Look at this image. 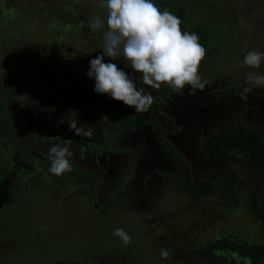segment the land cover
<instances>
[{"label": "rangeland", "instance_id": "374dc122", "mask_svg": "<svg viewBox=\"0 0 264 264\" xmlns=\"http://www.w3.org/2000/svg\"><path fill=\"white\" fill-rule=\"evenodd\" d=\"M4 1L0 7H13L18 16L0 20V99L23 86L28 74L34 79L25 91L11 96V109L0 128V171L13 156L19 159L0 186V264H197L192 250L218 228L257 239L259 222L248 200L254 185L244 191L238 208L224 210L221 204L233 173L250 183L240 163L231 164L213 194L195 197L175 179L158 173L176 175L179 169L147 123L124 128L99 150L105 131L99 114L115 121L135 111L96 93L94 79L86 74L90 59L103 50V32L89 27L95 15L106 19L101 0H65V7L57 6L61 19L42 0H21L27 6ZM153 2L175 15L181 9L176 16L186 30L199 26L209 37L198 68L202 90L190 94L186 87L176 93L166 85H145L135 76L154 98L149 110L140 113L160 124L198 183L212 167L199 149L203 138L240 122L264 140V89L244 91L246 74L264 75V64L251 69L241 63L249 50L264 52V0ZM113 62L131 73L122 58ZM40 70L52 73L38 75ZM66 113L67 119H78V126L91 128L92 135L76 136L67 123L57 127ZM56 144L70 147L72 166L95 176V207L111 199L108 212L100 213L88 201L89 174H66L80 181L72 194L63 187L66 179L48 172L51 162L40 163L28 154L38 162L26 166L27 158H20L24 150L33 149L48 160L49 148ZM48 179L56 182L51 185ZM257 198L264 201V181ZM117 228L131 236L129 244L114 235ZM161 249L170 252L169 259L161 257Z\"/></svg>", "mask_w": 264, "mask_h": 264}, {"label": "clouds", "instance_id": "9594fccd", "mask_svg": "<svg viewBox=\"0 0 264 264\" xmlns=\"http://www.w3.org/2000/svg\"><path fill=\"white\" fill-rule=\"evenodd\" d=\"M101 7L106 13V30L105 19L100 15L91 18L89 27L103 32V50L90 59L86 73L94 79L96 93L107 94L136 112H146L154 98L137 86L136 74L145 85L157 89L166 85L173 92L180 93L187 87L190 94L203 89L198 68L206 49L199 43L197 33L182 31L178 16L166 9L161 10L153 0H101ZM120 58L131 73L113 62ZM241 63L247 68L259 69L264 64V52L249 50ZM246 81L245 92L253 88L264 89V75L249 71ZM63 123H67L76 136L92 135L91 128L86 130L78 126V119H67V113L56 122V126ZM72 155L68 145L51 146L48 172L58 177L70 173ZM114 235L124 245L131 242V236L123 228L115 229ZM160 255L164 259L170 258L166 249H161Z\"/></svg>", "mask_w": 264, "mask_h": 264}, {"label": "trees", "instance_id": "16d2710c", "mask_svg": "<svg viewBox=\"0 0 264 264\" xmlns=\"http://www.w3.org/2000/svg\"><path fill=\"white\" fill-rule=\"evenodd\" d=\"M181 13L182 10L180 9L176 15H181ZM105 24H107L106 21ZM181 29L182 31H187L183 23L181 24ZM190 32L198 34L199 43L206 49L209 42L207 31L202 27L195 26ZM49 73H52V71L46 70V72H41L40 70L37 74L46 75ZM32 79L33 77L28 74L23 86L17 85L6 96V99H0V128L3 124L5 112L9 108L10 101H12L11 96L13 97L19 91H25L28 82L30 83ZM135 80L137 86L143 88L145 94H148L143 83L136 77ZM99 120L105 126L103 148L108 147L114 136L124 128L137 123L151 125L157 139L161 143V150L171 156L173 162L179 169V173L176 175L169 174L164 170L158 173L161 176H168L175 179L191 196L199 197L213 194L215 192L216 182L224 175H227L233 162H238L244 166L248 171L250 183L238 174L233 173L231 175V184L221 194V204L224 210L238 208L241 204L244 191L250 185H254L253 191H249L248 193V200L251 206L250 209L259 222L261 234L257 239H254V237L251 238L237 230L224 231L218 228L212 234L206 236L192 252L198 256L197 264H212L214 262L221 264H264V201L260 203L257 198L261 188V182L264 181V140L261 133L249 131L239 122L234 127L227 125L219 132H214L210 136L203 138L200 142L199 149L212 162V167L204 178L200 179L198 183H195L187 162L167 140H164L165 137L162 128L155 119H151L140 112L134 111L132 114L122 116L115 121H108L99 114ZM1 149L0 144V156L2 155ZM22 155L24 153L20 154V157ZM13 159L18 160L17 156L13 157L10 160V164L7 163L5 168L0 171V186H4L11 170L17 166V164H13ZM75 169L86 173V170L80 167ZM126 174H128V171ZM95 184L96 181H94L93 186ZM94 196V189H89L88 201L90 203L95 202ZM111 204L112 200L108 199L104 206L97 207L96 209H99L100 213L104 214L109 211L108 209Z\"/></svg>", "mask_w": 264, "mask_h": 264}, {"label": "flooded vegetation", "instance_id": "af4514ba", "mask_svg": "<svg viewBox=\"0 0 264 264\" xmlns=\"http://www.w3.org/2000/svg\"><path fill=\"white\" fill-rule=\"evenodd\" d=\"M1 1H3V0H1ZM0 1V3H2ZM43 2H44V4H46V6H53V8L54 9H52V11H51V13H53V15L54 16H58V17H56V18H58V19H61V17L59 16V12H58V8H60L61 6L62 7H65L66 6V2H65V0H42ZM4 2H6V4H8V5H10L11 4V6H12V4H14V6H16L17 5V3L19 4V5H21V6H27V5H25V2L24 1H21V0H5ZM56 5V6H55ZM57 6H58V8H57ZM74 6H77V5H71V7H73L74 9H75V7ZM72 8V9H73ZM62 9V8H61ZM16 16H18V14H16L15 13V11H14V9H13V7H9V8H3V7H0V20L1 21H4V20H7L8 22H10L11 20H10V18H15ZM74 18L76 17V18H79L80 16L79 15H75V16H73ZM89 18V17H88ZM105 21H106V19H105ZM107 23V22H106ZM105 28H107V24H105ZM34 79V78H33ZM32 79V80H33ZM22 82V81H21ZM22 83H24V80H23V82ZM14 90V89H13ZM12 90V91H13ZM10 109H11V104H9V108H8V110L5 112V114L7 113V112H9L10 111ZM162 131H163V134H164V136H165V131L162 129ZM157 137V136H156ZM165 141H166V139H164ZM82 143H83V141H82ZM103 143H104V140H103ZM168 143L170 144V142L168 141ZM102 145V144H101ZM171 145V144H170ZM100 147H102V146H100ZM102 149H106V148H101V149H99V150H102ZM28 151V152H27ZM27 151L26 150H24L23 151V153H24V155H22L20 158H24V160L26 161L25 162V165L26 166H30V165H33V163H35L37 160L41 163V160L42 161H44V163H49L50 162V160L48 159V160H46V156H40L39 155V153H37V152H35L33 149H27ZM164 152V151H163ZM166 153V152H165ZM28 154H32V155H34L35 157H38L39 159H34L33 160V157H30ZM167 154V153H166ZM131 155H132V153H131ZM13 157H16V156H13ZM12 157V158H13ZM29 157V158H28ZM19 161V159L18 160H15V159H13V164H17V162ZM37 161V162H38ZM173 161V160H172ZM43 163V164H44ZM9 164H10V162H9ZM19 165H21L20 163H18ZM42 165V164H41ZM40 168H41V166H39ZM75 168H78V166L77 167H75V166H72V173H74V174H80V175H82V174H85V173H79V172H76V171H78V170H76ZM38 170V169H37ZM90 172H87L86 171V174H89ZM90 175V177L92 178V183L89 185V188H88V190H87V192H86V196H87V198H88V191H89V189H91V190H93L94 189V191H95V186H96V184L93 186V183H94V181H96V178H95V176L93 175V174H89ZM27 175L26 174H24L23 175V178H25ZM59 178L60 179H66V181L64 182V185H63V187L64 186H66L67 188H68V190H66V191H68L69 193H72V194H74V192H75V190L78 188L77 187V184H79V180H75V181H73V180H71L70 179V176H66V174L65 175H62V176H59ZM49 180V179H48ZM49 182L50 183H52L51 185H53V183L54 182H56V179H54V180H49ZM96 183H97V181H96ZM70 190V191H69ZM94 203V204H93ZM92 204V206L93 207H95V205H96V203L95 202H92L91 203ZM95 208H97V207H95Z\"/></svg>", "mask_w": 264, "mask_h": 264}]
</instances>
